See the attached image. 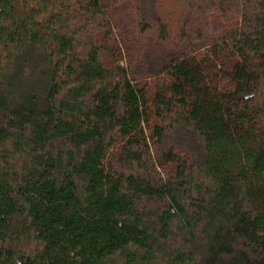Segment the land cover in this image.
I'll use <instances>...</instances> for the list:
<instances>
[{
	"label": "trees",
	"instance_id": "trees-1",
	"mask_svg": "<svg viewBox=\"0 0 264 264\" xmlns=\"http://www.w3.org/2000/svg\"><path fill=\"white\" fill-rule=\"evenodd\" d=\"M0 264H264V0H0Z\"/></svg>",
	"mask_w": 264,
	"mask_h": 264
},
{
	"label": "rangeland",
	"instance_id": "rangeland-1",
	"mask_svg": "<svg viewBox=\"0 0 264 264\" xmlns=\"http://www.w3.org/2000/svg\"><path fill=\"white\" fill-rule=\"evenodd\" d=\"M126 17L127 15L124 16V20L126 21V19H128V21L126 22L130 23L131 18ZM235 20L236 19L233 18L230 14L221 16L216 13H211L208 16V26L206 27V34H218L225 28L231 26V24L234 23ZM114 34L116 33L114 32ZM119 49H121L120 45ZM233 64L234 59L229 57L225 51L218 50L214 52L213 50H210L208 48L201 50L197 54L193 55V57H191L189 61L190 67L199 70V72H201L207 80L213 82L214 84L221 83L224 80L226 74L230 71ZM120 65L124 66V60L120 62ZM150 91H153L152 85H150ZM155 124L158 125L159 121L155 119L153 115H151V126ZM123 145L124 141L121 138L116 137L115 144L112 148V151L110 152V161L115 167L116 171L130 174L131 172L136 170V167H133V165H131L130 163L123 162L124 160L120 155ZM168 147L189 149L191 147V143L182 134H178V136L176 137L169 136L166 148L156 149L154 147H151L149 149V153L145 155V159H147L148 162H153L151 164L157 165L158 160H161L162 155L167 151ZM156 171V176H160L161 178L165 179L168 175L174 173L175 167L174 165H165L164 169L157 168ZM29 247L30 243H24L23 248L27 250L29 249Z\"/></svg>",
	"mask_w": 264,
	"mask_h": 264
}]
</instances>
